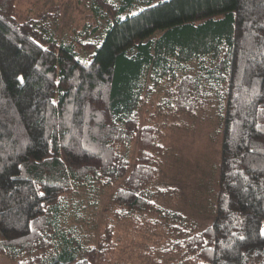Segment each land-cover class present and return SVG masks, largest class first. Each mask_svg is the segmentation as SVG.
<instances>
[{"label":"trees","instance_id":"trees-1","mask_svg":"<svg viewBox=\"0 0 264 264\" xmlns=\"http://www.w3.org/2000/svg\"><path fill=\"white\" fill-rule=\"evenodd\" d=\"M89 9L62 36L57 8L21 19L0 0V258L107 264L124 223L156 237L153 264H264V0ZM209 110L221 152L203 225L158 181L167 119Z\"/></svg>","mask_w":264,"mask_h":264},{"label":"rangeland","instance_id":"rangeland-1","mask_svg":"<svg viewBox=\"0 0 264 264\" xmlns=\"http://www.w3.org/2000/svg\"><path fill=\"white\" fill-rule=\"evenodd\" d=\"M91 0H18L19 17L22 19L29 14L57 8L60 19L56 24L59 35H68L73 28L80 27L86 20H93L89 9ZM102 28L94 36L95 41H101ZM92 52H88L89 55ZM156 99V98H154ZM160 118V122L164 121ZM166 123V122H165ZM143 124H145L143 122ZM170 126L163 129L162 143L166 154L162 159L160 179L158 183L164 187H172L174 194L164 200L166 206L176 207L202 223L213 221V210L218 170L220 161V135L219 126L215 117V110L198 112L196 116L181 115L169 117ZM222 137V136H221ZM101 213L97 221L99 234ZM123 223L116 233L117 261L107 264H153L150 259L149 245L156 242V237L144 232L135 235L126 231ZM120 239V240H119ZM156 260L167 263L165 257L159 253L154 254ZM0 264H14L8 257H1Z\"/></svg>","mask_w":264,"mask_h":264}]
</instances>
